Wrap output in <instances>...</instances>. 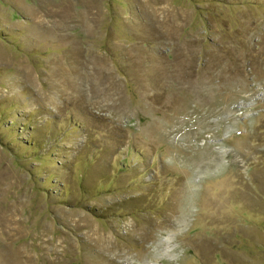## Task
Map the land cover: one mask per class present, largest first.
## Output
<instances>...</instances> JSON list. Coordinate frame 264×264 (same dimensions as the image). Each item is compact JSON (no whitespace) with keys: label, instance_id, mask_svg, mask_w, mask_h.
Wrapping results in <instances>:
<instances>
[{"label":"rangeland","instance_id":"obj_1","mask_svg":"<svg viewBox=\"0 0 264 264\" xmlns=\"http://www.w3.org/2000/svg\"><path fill=\"white\" fill-rule=\"evenodd\" d=\"M0 264H264V0H0Z\"/></svg>","mask_w":264,"mask_h":264}]
</instances>
